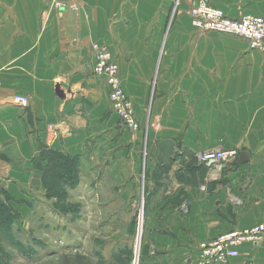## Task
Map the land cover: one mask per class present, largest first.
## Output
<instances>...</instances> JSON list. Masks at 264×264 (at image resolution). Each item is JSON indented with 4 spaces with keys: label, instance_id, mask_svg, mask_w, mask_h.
<instances>
[{
    "label": "crops",
    "instance_id": "crops-1",
    "mask_svg": "<svg viewBox=\"0 0 264 264\" xmlns=\"http://www.w3.org/2000/svg\"><path fill=\"white\" fill-rule=\"evenodd\" d=\"M55 1L0 0V250L33 238L55 182L70 198L86 175L108 185L95 198L111 217L124 206L130 226L144 204L147 264H199L200 242L264 224V50L196 27V0ZM211 1L247 10L245 0ZM100 44L118 58L138 131L94 74ZM228 148L240 153L228 172L198 166V153ZM237 249L224 264H264V234Z\"/></svg>",
    "mask_w": 264,
    "mask_h": 264
},
{
    "label": "rangeland",
    "instance_id": "rangeland-1",
    "mask_svg": "<svg viewBox=\"0 0 264 264\" xmlns=\"http://www.w3.org/2000/svg\"><path fill=\"white\" fill-rule=\"evenodd\" d=\"M199 1L200 0H196L189 9V15L196 27L201 28L207 33H218L220 35L238 38L246 43L247 48L252 50L259 49L252 47L250 39L245 35L212 29L204 25H196L193 21L194 17L192 10ZM207 1L211 6L221 10L226 18L232 20L240 19L245 16H264V0H245L247 10H239L240 13L238 15H230V12L227 14L221 8L215 6L211 0ZM101 45L106 44H100V46ZM112 57L118 65L119 72L118 58L113 52ZM124 92L126 93L125 90ZM126 96L132 102L127 93ZM110 105L112 110L117 113L113 109L111 103ZM133 114L139 124V130L140 123L136 118L134 105ZM120 120L123 123L121 116ZM225 150H230V148ZM235 150L239 153L238 148H235ZM56 155L57 154L53 155L52 158L54 164L63 169V171L60 169L62 174L73 177L72 171L74 169L69 168V162L61 156ZM236 160H238V158ZM85 182V184L80 185L79 190H75L76 184L71 186L73 187V191L78 194L74 193L70 198L69 195H67L68 191L66 187L55 182L54 193L57 196L55 200L51 202L53 211L45 218H38L36 227L34 228L35 232L31 235L37 238H34V236L33 238L24 237L23 234L21 242L18 244V241H16L13 249L7 248V250H0L5 252V257L7 259H11V264H147L144 258L147 250H144L142 247L145 225L144 204L139 200L136 202L134 208L136 221L135 223L132 222L129 226L130 218H128L124 206H122L121 209H116L118 210V216L111 217L108 213V208L106 213L103 209V205L106 202L96 200L95 197L98 190H103L108 193V185H97L92 182V178L88 175H86ZM122 204L115 202L114 207L116 206L117 208V206L119 207ZM11 221L12 224H15L16 228L20 224H23L16 215L14 220ZM9 244L10 242L7 243V247Z\"/></svg>",
    "mask_w": 264,
    "mask_h": 264
},
{
    "label": "built area",
    "instance_id": "built-area-1",
    "mask_svg": "<svg viewBox=\"0 0 264 264\" xmlns=\"http://www.w3.org/2000/svg\"><path fill=\"white\" fill-rule=\"evenodd\" d=\"M57 8H63L64 3L55 1ZM192 10L193 21L196 25H204L208 28L221 31H229L245 35L250 39L254 48L264 49V16H245L240 19L226 18L222 11L211 6L207 0H200ZM96 75L103 77L110 86V103L113 109L121 116L124 125L130 130L136 131L139 124L133 114L132 102L127 98L121 82L118 78V65L115 63L112 52L107 45H95L94 47ZM12 102L27 107L29 98L15 95ZM235 149H216L203 151L197 154L198 161L207 169H216L220 172H228L233 162L239 158ZM236 203L242 204V199L237 198ZM264 234V224L255 225L249 229L236 230L223 234L216 238L203 241L199 244L200 264H224L227 260L238 254L237 247L245 241L257 242Z\"/></svg>",
    "mask_w": 264,
    "mask_h": 264
},
{
    "label": "water",
    "instance_id": "water-1",
    "mask_svg": "<svg viewBox=\"0 0 264 264\" xmlns=\"http://www.w3.org/2000/svg\"><path fill=\"white\" fill-rule=\"evenodd\" d=\"M62 92H63L62 90H59V94H61ZM245 155H246L245 153L241 154L240 158H242V160H243Z\"/></svg>",
    "mask_w": 264,
    "mask_h": 264
},
{
    "label": "trees",
    "instance_id": "trees-1",
    "mask_svg": "<svg viewBox=\"0 0 264 264\" xmlns=\"http://www.w3.org/2000/svg\"><path fill=\"white\" fill-rule=\"evenodd\" d=\"M61 157H62V156H61ZM196 162L199 164L198 166H201V167H204V168H206L204 165H202V164H200V163H199V161H198L197 157H196Z\"/></svg>",
    "mask_w": 264,
    "mask_h": 264
}]
</instances>
